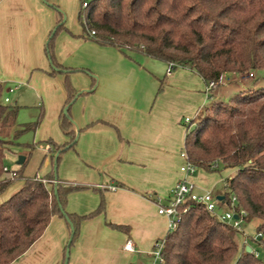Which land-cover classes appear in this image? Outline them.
<instances>
[{
    "label": "crops",
    "instance_id": "crops-1",
    "mask_svg": "<svg viewBox=\"0 0 264 264\" xmlns=\"http://www.w3.org/2000/svg\"><path fill=\"white\" fill-rule=\"evenodd\" d=\"M45 1L50 5L0 0V83L4 99L18 107L15 123L3 138L46 143L40 149L45 173L35 175L45 181L53 171L50 157L56 154L50 143H69L59 127L67 100L66 75L51 74L54 69L45 53L58 22L52 6H58L67 18L52 50L60 67L74 71L67 77L77 94L69 109L77 139L74 148L60 150L57 179L65 187L87 188L68 195V214L82 217L95 211L101 198L105 202L103 214L79 225L68 264H133L142 256L151 258L155 243L168 232V220L158 214V207L167 204L170 190L183 178V120H194L209 98L226 101L244 88L232 83L208 96L196 72L179 67L167 74L166 63L87 40L79 12L74 17L67 0ZM40 115L35 131L14 140L16 132ZM190 181L197 192H205L194 176ZM69 237V225L55 216L12 264H63ZM127 242L133 252L124 250Z\"/></svg>",
    "mask_w": 264,
    "mask_h": 264
},
{
    "label": "trees",
    "instance_id": "trees-1",
    "mask_svg": "<svg viewBox=\"0 0 264 264\" xmlns=\"http://www.w3.org/2000/svg\"><path fill=\"white\" fill-rule=\"evenodd\" d=\"M82 4L78 20L89 11L87 27L94 32L88 37L80 21L84 38L100 46L172 64L173 70L187 68L205 84L218 82L222 75L264 72V0H92L85 9ZM62 30L64 23L59 21L45 47L54 69L51 74L66 75L64 110L68 109L66 115L64 110L60 114L59 127L69 143H50L54 153L59 152L57 166L64 152L60 150L76 144L69 109L77 94L67 77L74 71L60 67L52 50ZM3 92L0 83V195L14 180L24 179L21 188L0 204V264H12L43 235L53 217L70 220L73 243L81 222L103 214L105 202L101 198L98 208L82 217L68 214V195L87 188L65 187L54 179L53 171L46 184L42 182L45 178L23 177L26 159L14 170L15 179L8 178L3 171L4 156L14 142L3 137L13 127L18 107L4 103ZM41 120L40 115L23 126L14 140L35 131ZM184 151L197 169L233 171L225 180L222 203L229 205L231 198H236L235 209L247 213L245 223L257 222L256 233L262 237L252 240L264 250V87L247 88L227 101L210 100L186 126ZM50 158L53 166L54 156ZM237 234L200 204L190 203L177 228L163 239L162 264H264L252 248L250 253L247 246L240 248Z\"/></svg>",
    "mask_w": 264,
    "mask_h": 264
},
{
    "label": "rangeland",
    "instance_id": "rangeland-1",
    "mask_svg": "<svg viewBox=\"0 0 264 264\" xmlns=\"http://www.w3.org/2000/svg\"><path fill=\"white\" fill-rule=\"evenodd\" d=\"M82 1H86L89 3L92 0H67V5L70 6V10L71 11L74 10V17L77 15V12L80 11L79 8H81ZM42 2L50 5L45 0H42ZM52 9L55 11L58 17V22L61 21L62 23H65L66 18H67V15L65 14V12H63L60 8H58V6H55V8L52 7ZM88 14H89V11L83 12V15L81 16V20H80L82 23L86 19H88ZM251 74L253 75L252 77L250 76ZM226 79L228 80V82L225 85H220L216 87L215 90L222 86H229L232 83H236L237 85L241 86L240 88L241 89L244 88L243 90H246L247 88H250L253 86L254 87L256 86L264 87V72L258 73L256 71H249L246 73H242L241 75H238V76L228 75ZM231 90L232 89H230L227 92L230 93ZM220 93H222V91ZM210 100L208 101V103L210 102ZM13 104L14 102L11 101L7 105L13 106ZM194 127H195L194 124L191 125L190 130H192ZM24 134H27V133H24ZM17 139H19V137ZM45 146H46V143H43V142H38L35 144H32V143L25 144V142L24 143H20V142L14 143L13 146L9 147L8 152L4 156L5 166L13 170H19L20 166L17 163L20 158L24 157L26 159V164L22 170L23 177L32 178L36 174L39 177H42L45 173V169L43 168V164H41L43 156H42V152L40 149H44ZM232 175H233V171L223 170L222 168H220L216 172H207L203 169L196 168V172L194 174V181L196 185L199 187V189L205 192H209L211 196L215 199L216 197L223 196L225 194L226 192L224 189L225 180L229 179ZM23 180H24L23 178L16 179L10 184L8 189L3 194L0 195V204L3 203L6 199H8L12 194H14L19 189L20 186L24 184ZM224 210H226L225 207H221L218 210V212L222 213ZM256 226H257V222L254 220L248 223H245L243 225V233H238L236 237H237V241H238L240 248L242 246H247V247L252 248L255 254L257 255V257L264 261V250L262 248H259L256 245V243H254V241L252 240L254 239L256 235ZM139 261L144 264H149L151 262V258L149 256H142L140 260L137 261V263H133V264H139L138 263Z\"/></svg>",
    "mask_w": 264,
    "mask_h": 264
},
{
    "label": "built area",
    "instance_id": "built-area-1",
    "mask_svg": "<svg viewBox=\"0 0 264 264\" xmlns=\"http://www.w3.org/2000/svg\"><path fill=\"white\" fill-rule=\"evenodd\" d=\"M87 3L82 4V8L85 9ZM86 28V35L92 37L94 32L89 31L87 27V20L83 22ZM173 70V65H167V74ZM253 76L252 74L250 75ZM226 75H222L218 82H209L205 85V91L208 96L220 85H225L228 80ZM4 103H9L8 98L4 99ZM193 120L185 118L183 124L188 126ZM181 158L184 160L183 166L180 168V172L183 174V178L170 190L167 204L158 207V214L167 218L168 220V232L174 231L181 221L182 214L186 213L190 209V203H197L204 207V209L211 215L217 218L218 221L225 223L235 229L238 233H243V225L247 217L246 211L235 209L236 198H231V203L228 205L219 201L217 197L214 199L209 192H197L195 185L190 181L196 172L194 167L188 160V156L185 151L181 153ZM3 171L11 180L15 179L16 174L13 170L4 167ZM44 184L48 181L42 180ZM101 187V186H99ZM221 207H225L222 213L218 210ZM261 234L256 233L253 240L261 239ZM246 243V242H244ZM124 250L133 252L134 247L131 242H127L124 246ZM163 240L155 243L153 250L151 251V262L149 264H162ZM144 264V263H140Z\"/></svg>",
    "mask_w": 264,
    "mask_h": 264
},
{
    "label": "water",
    "instance_id": "water-1",
    "mask_svg": "<svg viewBox=\"0 0 264 264\" xmlns=\"http://www.w3.org/2000/svg\"><path fill=\"white\" fill-rule=\"evenodd\" d=\"M67 109H68V107H66L65 110H64V114L65 115L67 114ZM70 121L72 122L71 119H70ZM77 133H78V131H77ZM76 139H77V135H76ZM66 148H68V147H66ZM58 156H59V152H57L55 154L54 161H53V173H54V179L55 180L57 179V165H56V161H57ZM24 160H25L24 157L20 158L19 161H18V165H22L24 163ZM54 184L56 185V181H54ZM217 199L219 201H222L223 198L222 197H217ZM60 210L64 214V212H63V210L61 208H60ZM65 221L67 222V224L69 225V228H70V237H69V240H68V243H67V248L65 250V256H64V263L63 264H68V259H69V254H70V245L72 243V239H73V235H74V227H73L72 223L70 222V220L67 217L65 218ZM246 252L247 253L251 252L249 247L246 248Z\"/></svg>",
    "mask_w": 264,
    "mask_h": 264
}]
</instances>
